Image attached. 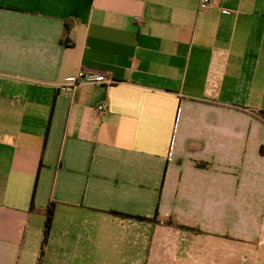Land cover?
Masks as SVG:
<instances>
[{
    "label": "crops",
    "instance_id": "crops-1",
    "mask_svg": "<svg viewBox=\"0 0 264 264\" xmlns=\"http://www.w3.org/2000/svg\"><path fill=\"white\" fill-rule=\"evenodd\" d=\"M210 1L0 0V264H183L179 225L263 230L264 0ZM87 68L113 84L63 94Z\"/></svg>",
    "mask_w": 264,
    "mask_h": 264
},
{
    "label": "rangeland",
    "instance_id": "rangeland-1",
    "mask_svg": "<svg viewBox=\"0 0 264 264\" xmlns=\"http://www.w3.org/2000/svg\"><path fill=\"white\" fill-rule=\"evenodd\" d=\"M189 211L192 212V207ZM201 213L203 217H216L206 210ZM234 218L215 221L216 227L223 228L227 238L205 236L197 229L196 232H192L193 235L187 230H181L183 231V237H180V240L183 239L181 243L183 264H264V228L257 233L251 227L252 222L242 219L243 217L238 218L236 215ZM201 223L208 225L209 222ZM169 226H172V222ZM245 236L248 238H244Z\"/></svg>",
    "mask_w": 264,
    "mask_h": 264
},
{
    "label": "built area",
    "instance_id": "built-area-1",
    "mask_svg": "<svg viewBox=\"0 0 264 264\" xmlns=\"http://www.w3.org/2000/svg\"><path fill=\"white\" fill-rule=\"evenodd\" d=\"M210 5V0H199L198 9L202 11L207 9ZM82 83L110 86L113 84V80L108 72L87 68L84 70H78L74 74L63 78L60 85V90L63 94H68L71 93L75 87ZM96 109L97 111H103L106 109V105L102 104L97 106Z\"/></svg>",
    "mask_w": 264,
    "mask_h": 264
},
{
    "label": "trees",
    "instance_id": "trees-1",
    "mask_svg": "<svg viewBox=\"0 0 264 264\" xmlns=\"http://www.w3.org/2000/svg\"><path fill=\"white\" fill-rule=\"evenodd\" d=\"M261 115L264 117V114L261 113ZM259 153L261 155L264 154V147H261L260 150H259ZM53 209L52 208H48L47 210V213H46V220H45V226H44V233H43V241L46 240L47 238V234H48V231H49V226H50V221H51V218H52V211ZM168 225L171 224L170 221L167 222ZM178 229L180 230H187V231H191V232H196L197 230L193 229V228H188V227H185V226H177Z\"/></svg>",
    "mask_w": 264,
    "mask_h": 264
}]
</instances>
